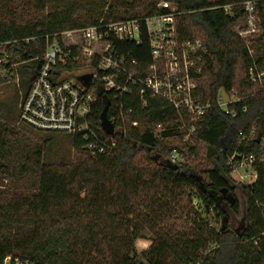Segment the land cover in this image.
Here are the masks:
<instances>
[{"label": "trees", "instance_id": "1", "mask_svg": "<svg viewBox=\"0 0 264 264\" xmlns=\"http://www.w3.org/2000/svg\"><path fill=\"white\" fill-rule=\"evenodd\" d=\"M17 1L0 0V49L4 46L7 53L19 55L20 62H34L22 99L33 81V70L41 65L46 37L60 48L63 60L58 69L75 72L85 65L75 46H63L61 33L100 19H141L169 12L152 4L141 14H129L115 9L119 4L132 9L131 4H125L128 0H99L98 19L78 25L73 19L75 11L59 6L65 0H26L37 12L49 8L53 11L34 25L22 26L9 14ZM158 1L176 7L180 43L194 41L195 29L203 33L200 38L205 52L197 94L201 102L210 104V109L195 125L191 139L194 144L187 145V154L193 156L197 144H203L207 158L213 159L211 167L201 173L193 166L174 165L167 160L176 150L169 141L181 144L184 132H178L175 125L169 127L176 115L160 100L140 110V128H127L120 147L110 155L91 157L78 138L64 135L76 154L73 158L62 157L59 164L43 163L46 150L38 145L26 146V135L0 124V166H8L1 163L10 158V172L29 177L34 185L25 196L16 191L10 201L0 203V255H18L34 264H136L135 242L145 236L131 220L138 209L148 205L151 214H157V223L168 214L183 218L187 225L183 233L156 235L142 254L145 264H264V167H256V182L240 185L231 179L228 165L235 153L256 157L264 153V83L253 85L246 77L253 61L264 70V21L260 22L261 34L252 38L251 47L256 53L251 59L246 44L232 30L244 18L242 4L248 0ZM228 6L230 13L225 11ZM140 28L141 45L124 42L121 49L146 66L150 63L149 39L144 23ZM2 56L0 53V59ZM220 91L237 92L240 101L228 107L235 110L234 119L217 107ZM104 106V99H98L94 122L99 123ZM157 123L167 127L159 138H154L149 128ZM238 132L246 137L253 133L254 138L239 144ZM51 138L43 140L49 142ZM139 152L144 155L139 157ZM193 200L204 215L194 211ZM241 211L246 214L247 226L236 235L225 220L230 213L238 216ZM210 213L217 223L221 222L219 229L207 220Z\"/></svg>", "mask_w": 264, "mask_h": 264}, {"label": "built area", "instance_id": "2", "mask_svg": "<svg viewBox=\"0 0 264 264\" xmlns=\"http://www.w3.org/2000/svg\"><path fill=\"white\" fill-rule=\"evenodd\" d=\"M260 4V5H259ZM264 0L243 2V23L234 25V32L244 41L251 59L249 41L262 32L264 21ZM171 3L161 2L157 8L168 9L166 14H154L141 19L105 21L79 29L80 43L74 45L81 57L87 60V69L67 79L66 71L59 70L62 62L56 42L49 43L46 37V50L41 65L33 70V81L19 107L20 121L27 127L46 133L70 135L78 138L82 148L91 157L106 156L116 151L125 138L127 128L137 130L141 126V112L154 100H160L175 112L176 119L169 127L184 136L188 143L195 133V125L210 109L198 97V76L202 73L201 42L180 43L175 33L174 20L178 16ZM230 13L231 7L225 8ZM141 23H144L149 39L150 63L143 66L121 48L124 42L141 45ZM74 31H67L73 33ZM62 34V33H61ZM64 34V33H63ZM91 75L84 86L78 80L83 75ZM247 82L253 85L264 83V70L255 62L246 71ZM101 91V96L98 95ZM223 92V93H222ZM219 92L217 107L231 119L236 117L229 106L240 99L234 92ZM222 93L227 98L225 105L220 103ZM108 100L113 134H107L99 123L93 121V110L98 99ZM245 109H243V112ZM167 126L157 123L150 126L154 138H159ZM239 144L252 141L254 134L246 137L236 134ZM264 148V141H261ZM179 165L178 154L174 150L167 159ZM230 174L237 184L251 185L257 180V166L264 167V153L241 155L235 153L228 160ZM237 174L238 177H235ZM0 264H34L30 259L13 254L0 255Z\"/></svg>", "mask_w": 264, "mask_h": 264}, {"label": "rangeland", "instance_id": "3", "mask_svg": "<svg viewBox=\"0 0 264 264\" xmlns=\"http://www.w3.org/2000/svg\"><path fill=\"white\" fill-rule=\"evenodd\" d=\"M161 2L162 1L159 2L158 0H128L125 1V4H131L133 6L132 9H130L129 6L122 7L121 4H119L115 9H117L119 12L128 11L127 13L129 14H141L145 7L152 4L158 5ZM98 3L99 0H65L61 2L59 6L70 7V10L75 11V16H73V19L77 21L78 25H87L88 22L95 21L101 15L100 10L97 8ZM1 5L2 4L0 3V7ZM171 5L172 10H176V7L173 4ZM51 11H53V8L37 12L31 8V5H29L26 0H19L15 2L12 7H10L9 14L18 25L30 26L43 20ZM175 20L174 27L176 33ZM237 24L238 27H241L243 23L241 20H238ZM79 29L77 28L76 30H71L74 31L73 33L66 34L63 32L64 34H61L63 46H74L80 43ZM232 30L235 31L236 29L232 27ZM194 34V41L201 42L200 35L203 34L202 31L195 29ZM252 41L253 39H250L249 47L252 49V53L255 55L256 51L251 47ZM4 50L5 48L3 46L0 49V53L3 55L0 59V124H6L9 128L13 129V131L26 135L27 138L24 139V144H26V146L33 147L34 145H38L46 150L42 160V162L45 164H59L58 161L62 157L73 158L76 152L71 146L70 139L64 136L65 134H54L55 136H49L50 134H45L46 132L33 131V129H30L29 127L27 128V126H25L20 121L19 107L22 101V94H24L29 87V83L27 81L29 78L28 74L29 69L34 66V62H20L19 55H13L7 53ZM80 58V62H82L85 66L79 68L75 72H66L67 74H65V76L67 79H71L79 74V71L87 69V60L81 56ZM6 65L9 67L6 68ZM222 93H220L222 99L220 100V103L225 105L227 98H225ZM234 93L237 94V92ZM49 137H53L51 138L52 140L49 142H44L43 139ZM248 137H250V135ZM191 139L188 143L181 142V144H179L177 140H170L169 145L176 147L179 165L187 164L195 167L199 172L203 173L206 169L211 167V160L213 161V159L210 160V158H207L205 154L206 148L200 143L197 144L194 155L189 156L187 154V145L194 144V142L192 143ZM237 142L239 143V140ZM184 144H186V146H183ZM223 145L225 148V144ZM179 151L181 154H179ZM142 155H144V152H139L138 156L142 157ZM4 164H8V166H0V203H6L10 201L11 194L16 191L18 192V195L25 196L28 194V192L34 189L33 180H31L29 177L17 176L10 172V158L8 162L5 160L1 163V165ZM230 177L235 182V178H233L232 174H230ZM235 177H238V175L236 174ZM206 178V175L203 174V179L206 180ZM235 183L237 184V182ZM197 204V201L193 200L192 205L194 211L198 213V215H204L203 209L199 208ZM140 205H142L141 201ZM169 206H172V203H170ZM145 207L147 208L138 209L136 216H134V218L131 220V224L137 228H140V230L142 229L143 235L145 236L144 239H139L135 242L134 247L136 254L138 255V258L135 261L136 264H145L142 254H144L151 246L152 240L156 237V235L161 233V235H164L168 231H180V233H183L187 225L183 221V218L176 219L175 216H168V214L163 215L161 221L157 223V214H151V208H149L148 205H145ZM207 220L213 225L215 229H219L221 222L217 223L212 213L207 216Z\"/></svg>", "mask_w": 264, "mask_h": 264}, {"label": "water", "instance_id": "4", "mask_svg": "<svg viewBox=\"0 0 264 264\" xmlns=\"http://www.w3.org/2000/svg\"><path fill=\"white\" fill-rule=\"evenodd\" d=\"M91 79V75H83L78 77V80L82 83V85L86 86ZM98 95L101 96V91H98ZM104 99V98H103ZM105 101V106L101 112L100 115V120H101V126L103 130L109 134H113L114 127L112 123L108 120L107 117V112H108V107L109 103L108 100L104 99ZM239 186L237 185V188ZM239 189V188H238ZM241 216V217H239ZM239 216H235L232 213L229 214V218L225 220V222L228 223V226L231 228V230L236 234V235H241L247 226V217L244 211H241Z\"/></svg>", "mask_w": 264, "mask_h": 264}]
</instances>
